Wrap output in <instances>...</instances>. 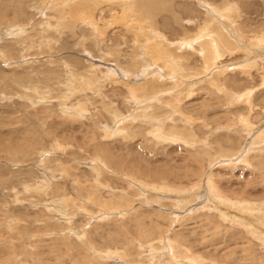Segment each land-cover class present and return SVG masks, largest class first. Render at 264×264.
<instances>
[{"label":"rangeland","instance_id":"374dc122","mask_svg":"<svg viewBox=\"0 0 264 264\" xmlns=\"http://www.w3.org/2000/svg\"><path fill=\"white\" fill-rule=\"evenodd\" d=\"M76 1L0 0V264H167L176 236L205 264H264V0ZM220 30L206 73L154 65ZM150 70L161 92H137Z\"/></svg>","mask_w":264,"mask_h":264},{"label":"bare ground","instance_id":"6f19581e","mask_svg":"<svg viewBox=\"0 0 264 264\" xmlns=\"http://www.w3.org/2000/svg\"><path fill=\"white\" fill-rule=\"evenodd\" d=\"M78 1V0H77ZM76 1V2H77ZM90 0H88L87 1V3L89 2ZM114 1V0H113ZM121 1V0H120ZM154 1H163V0H124V1H122V2H126V5H125V9H127V11L129 10V11H135L134 10V8H139L140 10H141V8L142 9H145V8H148V6H151L153 3H155ZM164 2V1H163ZM203 2H205V1H203ZM79 5H80V7H78V8H80V10L82 9H88V7L86 6V2L84 1V0H79ZM92 3L93 4H98V1L96 2V0H92ZM100 3V2H99ZM92 4V5H93ZM78 5V4H77ZM155 4H153V6H154ZM166 5V4H165ZM237 5V4H236ZM163 6V5H162ZM167 6V5H166ZM231 6V5H230ZM59 7V6H58ZM87 7V8H86ZM165 7V6H164ZM163 7V8H164ZM150 8H153V7H150ZM159 7L157 6V10H159L158 9ZM91 10H92V8H91ZM145 10H147V9H145ZM151 10V9H150ZM234 10V9H233ZM82 12V11H81ZM138 12V11H137ZM141 12H144V10H141ZM147 13H149V12H147ZM230 13V12H229ZM142 14V13H141ZM159 16V15H158ZM172 16H173V14H172ZM84 18V17H83ZM90 18H92V17H90ZM144 18V17H143ZM209 18V17H208ZM87 19V18H86ZM85 19V20H86ZM93 19V18H92ZM211 19V18H210ZM94 21V20H93ZM148 21V20H147ZM152 21H153V19H152ZM152 21H150V22H152ZM175 21L177 22V19H175ZM87 22H89V21H87ZM149 22V23H150ZM206 22V21H205ZM210 22H213V21H211L210 20ZM88 24H90V25H94V26H97V25H95L92 21H90V23H88ZM147 24V23H146ZM151 24V23H150ZM150 24H148V26L150 25ZM177 24H178V22H177ZM213 24V26H212V29H215V23H212ZM235 24V23H234ZM184 25V24H183ZM233 25V24H232ZM157 26H158V24H157ZM210 27V26H209ZM231 28V27H230ZM97 29V28H96ZM201 29H203L202 27H201ZM209 30V33H210V35H212V31L213 30ZM179 30H181V29H179ZM198 30H200V29H198ZM216 30H218V29H216ZM215 31V30H214ZM221 31V30H220ZM225 31V30H224ZM99 32V31H98ZM97 32V33H98ZM140 32V31H139ZM152 32H154L155 33V36L156 35H158V36H161V35H159L160 33L157 31V30H153ZM202 32H203V30H202ZM205 32V31H204ZM216 32V31H215ZM200 33H201V30H200ZM208 33V32H207ZM225 33V32H224ZM235 34V33H234ZM145 35V34H144ZM148 35V34H147ZM217 35H218V40H216V39H214V38H207V39H205L206 41H201L200 42V44L199 45H197V44H194V46L192 47V48H190V49H188L189 51L188 52H186L185 54L183 53V54H181V52H179V53H177V51H176V49H173V47H172V49H169V56H168V58H166L165 56L167 55V53H165V49L163 48L162 50H155L156 51V53L154 52V54H155V56H154V54L153 55H151V57H153L154 56V58H153V63H154V65H158V64H160L161 65V72H162V70L164 69V71H165V73H166V77H169V76H173V75H176V76H181V77H185V78H188V77H191L192 76V74H194V75H197V76H199L200 74H204V73H206L209 69H211L212 68V65H214V57H216V49H217V47H218V44H220L221 43V45H226V46H228L229 47V45L231 44V41H230V39L226 36V35H224L223 34V32L221 31V32H217ZM197 36V35H196ZM157 37V36H156ZM226 37H227V39H226ZM164 38V41L166 40H168L167 39V37H163ZM162 38V39H163ZM262 38H264L263 36H262ZM186 40H184V42H188V40H190V38H185ZM220 39H221V41H220ZM224 39V40H223ZM239 40V39H238ZM261 40V39H260ZM158 41V40H157ZM169 41V40H168ZM262 41L264 42V39H262ZM163 42V41H162ZM180 42H181V40H180ZM165 43V42H164ZM170 43V42H169ZM159 44V43H158ZM163 44V43H162ZM171 44V43H170ZM190 45H193V44H188V46H190ZM217 45V46H216ZM232 45V44H231ZM162 46V45H161ZM177 46H179V45H177ZM176 47V46H175ZM174 47V48H175ZM178 49V48H177ZM179 50H182L181 48L179 49ZM187 51V50H186ZM138 53V52H137ZM151 54V53H150ZM191 56H193L192 58H191ZM199 57L201 60H202V63H204V66H203V68L202 69H200V70H197V69H199V68H197V69H195V67L193 66V64H191V62H190V59H194V57ZM195 57V58H196ZM199 61V60H198ZM197 62V61H196ZM156 63V64H155ZM138 64V63H137ZM143 64H145L144 63V61L143 62H140V65L137 67V68H135L136 70L134 71V72H137L138 70H141L142 68H143ZM215 65H216V63H215ZM154 67H157V66H154ZM159 67V66H158ZM147 68V67H146ZM163 68V69H162ZM207 70V71H206ZM151 72V74H150V76L147 78V80L142 84V85H140V86H138L137 87V92H140V93H146V92H148L149 90H150V92H153V91H158V92H161V90H162V85L164 84L163 82H162V80L164 81V77H162L161 75H160V73H158L157 72V70H150ZM128 72H131V71H128ZM133 72V71H132ZM217 72H219V71H217ZM129 75H131V73H128ZM215 74H216V72H215ZM219 74V73H218ZM219 76V75H218ZM130 78V77H129ZM216 79V78H215ZM214 82H216V85L221 89V87H222V83H220V81H218L217 79L214 81ZM129 87V86H128ZM217 87V88H218ZM226 89V88H225ZM224 89H222V91H223ZM220 91V90H219ZM164 92V91H163ZM157 96V95H156ZM144 97V96H143ZM152 97V96H151ZM250 99H251V95H249L245 100L247 101V103L250 101ZM164 103V102H163ZM154 107H156V106H154ZM119 114V113H118ZM117 117V116H116ZM246 120V119H245ZM248 120V119H247ZM248 122V121H247ZM248 123H250V122H248ZM166 127V126H165ZM250 128H252V127H250ZM164 129V128H163ZM166 130V129H165ZM247 130V129H246ZM183 131H187V128L185 127V125H183V126H181L180 127V125H174V126H169V132H181V134L183 135ZM248 131V130H247ZM168 133V132H167ZM171 133H169V134H171ZM262 133V132H261ZM182 135H181V137H182ZM165 136V135H164ZM175 136H176V134H175ZM158 138H160L159 136H157ZM165 137H167V136H165ZM257 137V136H256ZM179 139H181L180 137H178ZM230 138V137H229ZM258 138V137H257ZM261 139V138H260ZM256 140V139H255ZM195 141V140H194ZM257 142H258V139H257ZM200 142L199 141H197V143H196V145L197 144H199ZM264 143V139L263 140H261V141H259V143H258V145H261V144H263ZM253 144V143H252ZM19 145V144H18ZM264 145V144H263ZM200 146V145H199ZM220 146V145H219ZM222 149V148H221ZM261 151H262V149H260ZM260 150H258V151H260ZM223 151V150H222ZM252 151V150H251ZM1 152H2V150H1ZM239 153V152H238ZM18 154V153H17ZM223 154V153H222ZM221 154V155H222ZM232 154V153H231ZM224 155V154H223ZM264 155V154H263ZM247 159H248V156H247ZM254 159H257L258 161H260V160H264V156H262V155H255L254 156ZM100 171H101V174H102V169H100ZM129 172H131V171H129ZM130 174V173H129ZM132 174V173H131ZM55 177V176H54ZM53 177V178H54ZM74 177V176H73ZM131 176H129L128 175V177H126V179L128 180L129 178H130ZM78 177H76V179H77ZM125 179V180H126ZM79 182V181H78ZM79 185V184H78ZM81 185V184H80ZM81 188H83V187H81ZM90 188V187H89ZM92 189H94V188H92ZM96 189V188H95ZM126 189V188H125ZM80 190V189H79ZM214 191H215V193L217 192V189H213ZM78 191V190H77ZM81 191V190H80ZM82 191H83V189H82ZM99 191H101V190H99ZM114 192V191H113ZM119 193V192H118ZM116 191H115V193L113 194L114 196H113V198H117V200L118 199H121L122 198V195L121 194H118ZM90 194V193H89ZM124 194V193H123ZM218 194V193H217ZM87 195V194H86ZM102 195V194H101ZM127 195V194H126ZM130 195V194H129ZM128 195V196H129ZM77 196V195H76ZM96 196H99V194L97 193L96 194ZM92 197V196H91ZM127 197V196H126ZM70 198V197H69ZM77 198V197H76ZM88 198V197H87ZM93 198V197H92ZM98 198H100L101 199V201L103 202V205L104 206H106V205H109L108 203H109V201H104L103 199H102V197H98ZM88 199H91V198H88ZM68 201H69V203L71 202H73V201H70V199H67ZM97 201L99 200V199H96ZM95 200V201H96ZM244 200V199H243ZM95 201H92V202H94V203H97V204H99V202H95ZM124 200H120L119 202L120 203H118V205H121L122 206V204H124V202H123ZM58 203V202H57ZM127 203V202H126ZM125 203V204H126ZM88 204V203H87ZM92 204V203H91ZM246 204V203H245ZM57 205H60L61 206V204H57ZM59 206V207H60ZM71 206V205H70ZM120 206V207H121ZM246 206H247V208L249 209H253V208H256V209H258L257 207L258 206H256V207H248V206H250L249 204H246ZM62 207V206H61ZM115 207V206H114ZM248 229V228H247ZM154 233V232H153ZM152 233V234H153ZM142 234V233H141ZM142 235H144V234H142ZM174 235V234H173ZM154 236H156V235H154ZM162 237V236H161ZM174 237V236H173ZM80 239H82V238H80ZM151 239H153V238H151ZM170 239V238H169ZM180 239V238H179ZM158 240V239H157ZM157 240H156V242H157ZM151 241H153V240H151ZM155 241V240H154ZM180 241H181V239H180ZM179 240H178V238H177V236L175 237V238H172V241L170 242L171 243V246H172V248H173V250H174V256H172V257H170V258H173V259H175V260H172V262L173 263H175V264H185V262H184V259L185 258H192V259H194V260H196V261H198L199 262V264H205V262H204V259H202V258H200V256H198V255H191L190 254V252H189V249L188 248H184V245H185V243H184V245L182 244L183 242H180ZM148 242H150V241H148ZM142 243V242H141ZM141 243H140V245H141ZM147 243V242H146ZM145 243V244H146ZM158 244H159V242H158ZM187 244V243H186ZM150 245H152V243L150 244ZM114 247V246H113ZM170 247V246H169ZM143 248H144V246H143ZM147 248V247H146ZM150 248V247H149ZM156 248V247H155ZM159 248V247H158ZM151 249V248H150ZM147 250V249H146ZM155 250V249H154ZM160 250V249H159ZM152 251V250H151ZM125 252V251H124ZM106 253H107V251H106ZM111 253V252H110ZM130 253H131V251L129 252V251H127L126 252V254H127V256H130ZM152 253H153V251H152ZM112 254V253H111ZM132 254V253H131ZM161 254V253H160ZM159 254V255H160ZM171 254V253H170ZM101 255V254H100ZM106 255H108V254H106ZM114 255H116V254H114ZM123 255V254H122ZM121 255V256H122ZM154 255V254H153ZM156 255H157V252H156ZM17 256V255H16ZM161 256V255H160ZM158 257V256H157ZM169 257V256H168ZM122 258H124V257H122ZM158 258H160V257H158ZM168 259L167 261L169 262L171 259ZM183 258V259H182ZM125 259V258H124ZM210 260V259H209ZM213 260V259H212ZM35 261H37V260H35ZM151 261V260H150ZM172 262H170V263H172ZM37 263H39V262H37ZM155 263V262H154ZM170 263H167V264H170ZM172 263V264H173ZM215 263V262H214ZM41 264H42V262H41ZM128 264V263H127ZM166 264V263H165ZM191 264V263H190ZM198 264V263H197Z\"/></svg>","mask_w":264,"mask_h":264}]
</instances>
